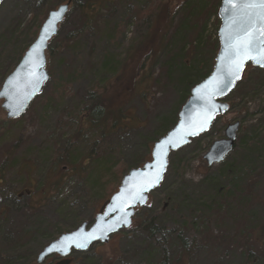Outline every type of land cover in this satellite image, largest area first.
Returning <instances> with one entry per match:
<instances>
[{"label":"rangeland","instance_id":"374dc122","mask_svg":"<svg viewBox=\"0 0 264 264\" xmlns=\"http://www.w3.org/2000/svg\"><path fill=\"white\" fill-rule=\"evenodd\" d=\"M64 1L1 2L0 78L33 39L38 17L42 13L46 17ZM162 1L153 0L148 5L147 0H118L102 13L95 32L74 43L76 52L72 57L71 50L68 55L60 54L58 44L80 26L76 6L51 41L56 53L51 63L48 60L47 69L49 74L52 70V75L28 112L34 124L25 133L28 156L38 160L35 173L38 189L43 186L46 191L21 201L7 190L1 193L0 264H37V256L47 243L83 221L92 222L102 201L117 190L126 172L150 159L163 127L170 129L172 119L178 120L187 100H182L185 91L182 63L190 65L204 58L207 67L212 63L214 66L220 27L219 8L214 10V4L219 0H206V10L201 13L197 10L192 16L185 7L174 8L162 51L150 55L143 68L150 75V86L140 83L141 65L149 55L144 52L125 63V76L119 82L113 80L111 71L107 75L105 84L112 78L109 88L115 97L109 111L115 116L122 104L129 110L127 114L132 111V121L120 120L129 128L114 127L109 134H103L101 127L82 128L78 115L90 103L87 98L98 80L96 75L101 72L104 54L110 52L119 62L123 61L131 52L129 49L147 34L156 18L153 7L157 4L160 8ZM140 6L144 10L136 16L135 9ZM202 31L203 43L199 45ZM60 57L75 67L69 85L62 87L58 85ZM140 91L147 93L144 98ZM225 100L233 103L231 110L219 116L206 133L171 155L172 164L162 185L150 194L147 206L137 210L135 221L141 226L121 230L111 236L108 244L96 243L85 252H73L70 256L73 264H103L102 256L114 259V264H158L150 249L153 242L142 226L151 216H157L160 224L188 217L190 234L198 241L190 264H264V151H257V160L252 163L250 149L242 145L244 137L251 133L264 141V69L250 65ZM4 117L0 113V119ZM236 121H240V128L233 151L222 163L209 167L204 154L214 141L224 137L226 126ZM15 126L18 129L20 125ZM17 129L12 131L15 136ZM66 140L71 141L72 156L70 160L55 162ZM6 147L0 144V154ZM76 162L84 163L82 168L86 164V170L72 169L71 164ZM55 180H58L56 189L51 185ZM163 204L168 208L163 210ZM170 249L175 251L177 247L172 244ZM56 261L57 257H50L43 264Z\"/></svg>","mask_w":264,"mask_h":264},{"label":"water","instance_id":"95a60500","mask_svg":"<svg viewBox=\"0 0 264 264\" xmlns=\"http://www.w3.org/2000/svg\"><path fill=\"white\" fill-rule=\"evenodd\" d=\"M2 1L0 0V4ZM72 2L73 0H68L48 12L36 39L3 82L0 100H3L2 107L6 111L7 119L24 115L49 81L50 75L46 68L47 49L51 40L58 34ZM232 3H236V0H232L231 3L230 0H222L218 10L219 50L212 72L191 89L189 98L179 112L177 123L154 142L151 159L141 167L130 169L123 176L117 191L103 204L92 224L82 222L74 230L62 233L46 244L37 256V264L45 263L52 256L60 258L55 264H72L73 259L70 255L73 252H85L95 243L108 244L111 236L133 227L137 208L147 206L150 194L161 186L171 154L206 133L218 116L229 111L230 104L225 99L241 80L248 64L264 69V66L249 59L243 64L239 79L230 74L232 37L241 33L249 22L242 0L237 7H233ZM252 55L255 56L257 53L254 51ZM239 128L240 121L228 124L224 137L212 143L204 154V160L209 167L222 163L233 151ZM161 164L164 165L163 168ZM157 173L162 178L155 182ZM141 189H144L143 200L138 198ZM79 244H83L84 247H78Z\"/></svg>","mask_w":264,"mask_h":264},{"label":"trees","instance_id":"16d2710c","mask_svg":"<svg viewBox=\"0 0 264 264\" xmlns=\"http://www.w3.org/2000/svg\"><path fill=\"white\" fill-rule=\"evenodd\" d=\"M45 1L46 0H36L38 4H43ZM58 1L61 3V1L63 0H58ZM117 1L118 0H74L73 6L71 7L70 12L72 11L74 7L77 6V8L79 9V13H80V16H79L80 26L77 29L70 32L65 38V40H63L62 42L58 44L59 53L67 54V52L69 53V51L71 50L72 52L70 53V55L74 57V53L76 52V50H74V47H75L74 43H77L78 40L80 41V38L81 37L83 38L84 35L85 36L88 35L87 33L92 34V32H95L98 27V24L100 23V18H101L102 13L105 11V9H107V7L116 5ZM147 1L149 5L153 0H147ZM220 3H221V0H219L218 2L214 4V10L217 7L219 8ZM168 5H170L169 7H172V6L173 7L167 11V9L169 8ZM179 7L180 8L185 7V10L190 14V16H192L196 14L197 10H199V13L205 11L207 8V2L206 0H163L160 8H158L157 4L153 7V11L155 10L157 11L156 16H155L156 18L150 24L147 34L144 36L142 40H140L138 43H136L134 46H132L129 49V51L131 52L127 57H125L123 61L121 60L119 62L120 59L118 58L119 60H117V58H115L116 57L115 54L113 55L110 52H106L104 54V57H103V60L100 66L101 72L99 73V75H96L98 80L94 82L93 88L89 91V97L87 99L90 103L84 108V112L78 115L82 128L85 127L86 129H88L91 127H101L103 134H107V133L109 134L113 132L114 127L116 129L129 128V127L123 126L121 124V121H125V120L132 121L134 119L132 111L129 112V114H127L129 110H125L123 104L118 108L119 110L117 111L115 116L112 112L109 111V108L111 106H114L113 103L115 99L113 94L110 93L109 86L112 85L111 79L113 78V80H117L119 82L122 76H125V69H126L125 63H127L129 59L134 60V58L136 57L138 58V56L144 52L145 54H149V55L146 56L144 64L141 65L142 72L140 76V83L141 84L145 83L147 87L150 86L149 85L150 75L149 73H146L147 68L144 70L143 68L147 65L148 57L150 55L156 54L157 52L162 51L164 47L163 46L164 42L166 41V34L171 27V23L174 17L173 10L174 8L175 10H179L180 9ZM143 10L144 8L142 6H140V8L136 7L135 15L140 16ZM151 10H152V7L149 6V12H151ZM165 14H166V17L164 18ZM44 15L45 14L42 13V15L39 16L37 19V22H36L37 28L35 27L36 32H34L32 36L33 39L29 41L27 45L25 46V48L22 49V51L19 53L18 58L14 62V65H12V67L9 68V70L6 71L1 76L0 86L3 83L5 76L16 66V64L20 61V59L22 58L27 48L33 42L34 38H36L38 30L43 20L45 19ZM202 35H203V31L200 33V36H198L199 45L203 43ZM54 40L55 38H53L52 41ZM51 44L52 42L49 44V48L47 52L49 63H51L56 53V49L53 48ZM203 59L204 58H201L200 60H197V62L194 61L190 65L186 63H182L184 71H185L183 74V78L181 80V81L185 80L184 81L185 91L182 95V100L188 99L190 96L191 89L211 73L213 69L212 67L213 63L211 64V66L207 67L206 66L207 63ZM59 61L62 62V64L60 65L61 67V78L60 79L61 80L58 81V85L62 87V86H65L66 84L69 85V81L71 77L74 75L72 71L75 67H71L67 63L66 58L60 57ZM62 66H65L66 68H63ZM249 67L250 65H248L245 68L243 72L244 75L246 73V70ZM110 71L113 74L112 78L108 79L107 84H105V81L107 80V75L108 73H110ZM143 73L145 75H143ZM50 74L52 75V70L50 71ZM244 75L242 76V78L244 77ZM53 91H56V90H53ZM140 93H142L141 97L144 98L143 94H145L146 92L140 91ZM50 101H53V99H50ZM115 101L117 103V99ZM121 101L122 99H120V102ZM232 105L233 103H230V110H231ZM104 109H105V114L101 118L100 113L103 114ZM91 111H94V112H91ZM172 120H173L172 124L174 126V124L177 121L175 119H172ZM165 121L168 122L169 120L164 119V122ZM163 129L164 130H163V133H161L162 134L161 136H163L169 130L168 128H165V127H163ZM242 145L243 147H245V149H250L249 154L250 155L252 154V156L249 159L250 162L257 160V156H256L258 154L256 153L257 151H264V141H260L259 139H257L253 133L244 137L242 141ZM58 160H61V159H58ZM83 164L84 163L80 164V162H76L73 165L71 164V166H72V169H74L75 171H77L78 169H83V171H85L86 164L84 165V168H82ZM171 164L172 162L170 161L169 168L171 167ZM138 167L140 166L134 165L130 169L138 168ZM78 174H81V173L79 172ZM219 178L222 180V176L221 177L219 176ZM167 197L169 196L167 195ZM164 204L162 206L163 210L168 208L164 206ZM136 224H137V221L134 222V226H137V227L141 226L140 224L139 225H136ZM189 224L190 222L187 216H181L177 220H174L172 222L166 221L161 224L158 223L157 216H151V218L147 220L145 224H142L143 229H145L148 232L150 240L153 242L150 245V249L152 252H154L153 254H155L154 256L156 257L158 264H190L191 260L194 258V254L196 253V250L198 247L197 246L198 241L195 236H191L190 234L191 228ZM36 233H39V232L36 231ZM172 244H174V247H177L175 251L170 249ZM175 252H177L176 258H173V255ZM102 261H103V264H114L115 262L114 259L108 260L105 256L104 257L102 256L101 262Z\"/></svg>","mask_w":264,"mask_h":264},{"label":"flooded vegetation","instance_id":"af4514ba","mask_svg":"<svg viewBox=\"0 0 264 264\" xmlns=\"http://www.w3.org/2000/svg\"><path fill=\"white\" fill-rule=\"evenodd\" d=\"M35 100L36 98L32 101L29 109L26 111L24 115L14 119H7L6 111L2 107L3 100H0V113L5 116L2 120L0 119V123L2 124L0 127V139L2 137H6L9 139L6 141L0 140V144H3L5 146L7 145L4 152L0 154L1 155L0 196L4 190H7L8 192H11L14 196L18 197L19 201L23 200L25 197L32 198V196L37 193L43 194L46 191L43 186H40L41 188L38 189V186L40 184L35 176V173L37 172L36 166H38V162H37L38 160L32 158L31 156L30 157L28 156V144L26 141V134H25L27 132V127H31L32 123L34 124V120H32L28 112L29 110H32L35 103H37ZM102 116L103 114L100 113L101 118ZM12 124L14 125L12 126ZM15 125H20V126H18L17 129ZM14 128L18 130L17 136L12 134ZM91 128L95 129L100 127H91ZM64 142L65 144L63 147L59 149V153L57 156L58 158H55V162L58 161V159L70 160L72 156L70 154V149H72V147H70L71 141L66 140ZM38 150L39 149L36 148L35 151L38 152ZM32 156H34V153L32 154ZM12 171H14V174L11 173ZM57 184H58V180H55L54 182L51 183V185L54 188L57 187L54 186ZM107 200L108 198L102 201L97 213H99L101 207ZM57 259L59 260L60 258L57 257Z\"/></svg>","mask_w":264,"mask_h":264},{"label":"snow or ice","instance_id":"6c2138e0","mask_svg":"<svg viewBox=\"0 0 264 264\" xmlns=\"http://www.w3.org/2000/svg\"><path fill=\"white\" fill-rule=\"evenodd\" d=\"M231 2L232 0H230ZM240 2L241 0H236V3H232V6L237 7ZM242 2L249 22L243 31L233 36L231 40L232 71L230 74L235 79H239V72L245 61L249 59L264 66V39H261L264 38V0H242ZM254 51L257 53L255 56L252 55ZM163 167L164 165L161 164V168ZM161 178L162 176L157 173L155 182H158ZM143 190L141 189V193L138 194V198L141 200L145 199L142 195ZM77 246L84 247L83 244ZM51 250L50 247L49 251Z\"/></svg>","mask_w":264,"mask_h":264}]
</instances>
